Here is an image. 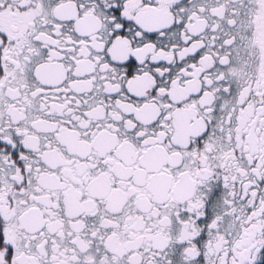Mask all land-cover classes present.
Listing matches in <instances>:
<instances>
[{"label": "snow or ice", "instance_id": "snow-or-ice-1", "mask_svg": "<svg viewBox=\"0 0 264 264\" xmlns=\"http://www.w3.org/2000/svg\"><path fill=\"white\" fill-rule=\"evenodd\" d=\"M0 264H264V0H0Z\"/></svg>", "mask_w": 264, "mask_h": 264}]
</instances>
